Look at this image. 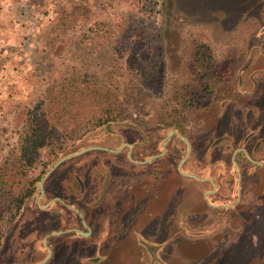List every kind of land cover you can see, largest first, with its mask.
Listing matches in <instances>:
<instances>
[{
    "label": "rangeland",
    "instance_id": "1",
    "mask_svg": "<svg viewBox=\"0 0 264 264\" xmlns=\"http://www.w3.org/2000/svg\"><path fill=\"white\" fill-rule=\"evenodd\" d=\"M137 5L153 9L156 23L139 22ZM114 44L115 54L110 52ZM189 46L193 56L200 52L215 60L213 74L227 75L217 99L198 93L186 118L188 132L179 131L193 151L183 172L220 180L217 195L207 194L213 191L210 185L181 174L180 162L189 150L178 133L170 136L176 129L150 135L122 117L114 125L78 131L52 162L46 157L50 149L42 151L44 177L53 170L38 200L2 226L0 264H41L49 257L46 247L53 251L46 264L54 258V264H92L87 257L100 264L264 261V170L241 173V180L235 169L220 175L221 164L213 172L206 168L216 162L206 149L219 135L210 122L220 133H250L248 122L231 118L220 106L230 91V76L244 64L233 51L264 50V3L257 0H0V167L23 119L48 92L54 94L51 85L57 88L65 76L87 69L112 73L118 82L107 106L129 107L135 119L142 106L150 114L163 105L172 54L179 50L183 59ZM197 65L189 60L193 73ZM142 88L154 95L143 105L134 100ZM124 144L134 146L132 154L130 147L120 150ZM94 147L120 152L92 150L55 167ZM241 183L256 189L251 201ZM72 229L89 234L82 238Z\"/></svg>",
    "mask_w": 264,
    "mask_h": 264
},
{
    "label": "trees",
    "instance_id": "2",
    "mask_svg": "<svg viewBox=\"0 0 264 264\" xmlns=\"http://www.w3.org/2000/svg\"><path fill=\"white\" fill-rule=\"evenodd\" d=\"M257 1L264 3V0ZM140 7L137 5V8ZM140 11L143 17L139 22L156 23L158 15L153 9L142 6ZM96 42L99 44V40ZM113 49L115 51H112ZM116 50L114 44L110 52L115 54ZM178 51L172 54L174 58L168 71L169 81L167 86L163 87L161 96L163 105H159L150 114L151 109L142 106V113L135 112L137 115L135 119L133 114H129L131 109L127 106V108L114 104L107 106L111 89L118 82L110 72L97 75L87 69L85 73L75 72L71 76H65L63 83L57 88L51 85L54 94L48 92L38 101L39 106L30 110L23 119L22 129L16 131L18 135L16 144L0 167V244L4 223H11L17 219L23 208L31 201H37L41 194L40 183L47 171V163L42 161L43 150L50 149L46 157L49 159L48 162H52L61 145L66 140L73 139L78 131L89 132L114 125L122 117L134 120L138 127L150 135L166 128L178 129L184 135L188 132L186 118L195 109L198 93L214 98L219 92L220 85L225 84L227 75L223 74L219 77L213 74L215 60L201 55L200 52H196V57L193 56L190 46L185 48L186 56L183 59H179ZM233 52L236 56L246 54L243 48ZM115 60L117 62L118 59ZM189 60H194L198 64L197 73H193L188 66ZM2 65L0 60V70L3 68ZM139 91V97H135L134 100L141 105L154 98V95L147 93L144 88ZM250 188H244L250 190L249 194L246 191L249 198L247 201H251L253 195L251 192L256 190ZM80 256L81 254L73 258ZM216 256L217 254L213 257ZM88 259H91L92 264H100L94 258L87 257L85 260ZM55 262L54 258L51 264ZM79 262L84 263L83 260ZM218 262V264H256L250 263L248 259L242 263L225 262L220 259ZM257 264H264V261Z\"/></svg>",
    "mask_w": 264,
    "mask_h": 264
},
{
    "label": "flooded vegetation",
    "instance_id": "3",
    "mask_svg": "<svg viewBox=\"0 0 264 264\" xmlns=\"http://www.w3.org/2000/svg\"><path fill=\"white\" fill-rule=\"evenodd\" d=\"M255 47L257 49L260 48L257 46ZM251 49L250 53L242 55L243 60L241 61H243L244 64L241 67L240 71H238V75H236L235 73L234 76H230V85L228 86V89L230 91L225 93L224 101L220 106L221 109L229 110V115L231 116V118H235L236 116H238V121L248 122L247 124H245V127L248 126L247 131L249 130L250 133H235L231 131L220 133L219 130H216L217 126L210 122V130H212L213 133H217L219 135L217 136V138H215L216 141L212 142L209 145L208 150L206 149V153H210V157L216 159V162L213 163L214 165H209L206 168L211 169V171L213 172V169H216V167L221 164L224 166L225 171H221L220 175H224L225 172L230 173L233 169H235V171L240 174L239 179L241 180H243V177L251 171L256 172V170H264V68L261 67V63H264V50L260 48L258 49L259 52L255 54L252 53L254 49ZM236 89H238V92L236 91ZM219 95L220 93L218 92L214 98L217 99ZM217 106L218 104H213L214 108H217ZM238 109L241 112H238L237 115L236 110ZM174 131L180 130L176 129ZM182 141L188 146L189 154H187L185 158H182L180 162L182 167L181 170H179L185 177H189L188 175L191 174L184 173L182 169L187 165L188 159L192 156L193 151L187 139L186 141L188 143L183 139ZM126 147H130L129 153L132 154L134 146L124 144L120 150ZM89 149H91L89 151L103 150L110 153H118L115 151H120L102 147H94ZM228 154L231 155L230 159H227L230 165L227 163V161L224 160V157H227ZM161 156L162 155H158L157 158H160ZM218 156H223V160L218 161ZM242 169H244V171H242ZM241 173L245 175L243 176V174ZM193 176L194 177L189 178L198 183L210 185L213 188V191L207 192V194L217 195L218 187L219 185L221 186L219 182L220 180H218L217 183L213 178L200 179L195 175ZM244 186V183L240 184L242 190H244ZM240 187L238 185V188ZM102 196H104V193L102 194ZM72 230H76L75 233H77L82 238L84 237V235L87 236L89 234V232L84 233L82 231H79L78 229ZM46 248L47 250H49L50 255V252H53L52 249L50 247Z\"/></svg>",
    "mask_w": 264,
    "mask_h": 264
},
{
    "label": "water",
    "instance_id": "4",
    "mask_svg": "<svg viewBox=\"0 0 264 264\" xmlns=\"http://www.w3.org/2000/svg\"><path fill=\"white\" fill-rule=\"evenodd\" d=\"M174 133H178V134L181 136V138H182L184 141H186V139L182 136V134H181L179 131H173L172 133H170V136H172ZM186 142H187V141H186ZM187 143H188V142H187ZM89 150H91V149H86V150H83V151H81V152H77V153L71 154V155H69L68 157L62 159V160H61V161H60L55 167H57L59 164H61V163L64 162L65 160H67V159H69V158H72V157L80 156V155L86 153V152L89 151ZM115 152H120V151H115ZM129 157H130V156H129ZM154 158H157V157H154ZM150 161H151V160H150ZM181 167H182V165L180 166V170H181ZM52 170H53V169H52ZM52 170L49 171V172L47 173V175L42 179V181H41V183H40V187H41V189H42V193H44V182H45L46 179L50 176ZM188 176H189V177H194L193 175H188ZM53 234H54V235H61V234H63V233H62V232H54ZM51 256H52V252H50L49 257H48L45 261H43L41 264H46V262L51 258Z\"/></svg>",
    "mask_w": 264,
    "mask_h": 264
}]
</instances>
